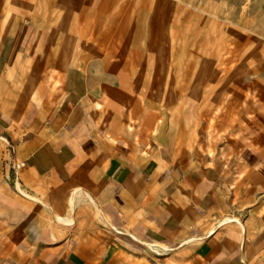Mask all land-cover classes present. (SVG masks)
Masks as SVG:
<instances>
[{"label": "crops", "instance_id": "0c3cea01", "mask_svg": "<svg viewBox=\"0 0 264 264\" xmlns=\"http://www.w3.org/2000/svg\"><path fill=\"white\" fill-rule=\"evenodd\" d=\"M135 1L0 0V264H264V139L141 102Z\"/></svg>", "mask_w": 264, "mask_h": 264}, {"label": "rangeland", "instance_id": "374dc122", "mask_svg": "<svg viewBox=\"0 0 264 264\" xmlns=\"http://www.w3.org/2000/svg\"><path fill=\"white\" fill-rule=\"evenodd\" d=\"M148 1L143 30L141 5L125 26L130 44L144 41L141 102L207 141L227 130L263 140L264 0Z\"/></svg>", "mask_w": 264, "mask_h": 264}]
</instances>
